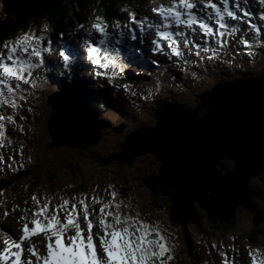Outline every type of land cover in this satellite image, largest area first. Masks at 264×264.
Here are the masks:
<instances>
[{
	"label": "rangeland",
	"instance_id": "rangeland-1",
	"mask_svg": "<svg viewBox=\"0 0 264 264\" xmlns=\"http://www.w3.org/2000/svg\"><path fill=\"white\" fill-rule=\"evenodd\" d=\"M132 1L137 2L136 0ZM214 2L217 3L216 0H214ZM249 2L250 4L253 3L254 8H259V11L264 12V4H261L260 0H249ZM162 3H166V1L152 0L149 5H151V8L154 9L157 5ZM2 5V0H0V18L4 17L5 12L4 8L1 9ZM197 5L200 11L205 10L198 2ZM242 7L244 6L239 7L241 15H245V12H249V7H246L248 9H244ZM153 9H151L150 12L147 11L148 14L153 13ZM148 14H144L141 17L145 18ZM212 15L214 16V14ZM249 15L250 14L248 13L246 16ZM156 17H158V15ZM250 20L255 21V19ZM227 21L229 24L235 25L238 20ZM261 25L264 27V20L261 22ZM52 28L53 26L48 22V18H45L39 23L29 21L25 26L26 31L23 30L24 32H19L14 39L19 38L20 34H30L34 37H39L42 45L44 37H46L48 33L52 35ZM30 29H32L35 33H32ZM42 30H44V34L41 33ZM126 33L127 30H124L123 34L125 35ZM227 34H229L228 30ZM70 38L73 37H69L68 40H70ZM72 41L76 40H70V42ZM65 46H67V41H65V39L64 41L59 39L55 40L51 46L47 47L49 51L42 53V60L44 64L48 62V57L50 56L55 58L53 61L55 66L63 64L59 60H62L60 52L64 51L63 48ZM103 47L111 50L117 56L118 49L114 50L113 45L109 42L101 46L100 49ZM235 47H237V45H235ZM238 48L239 51H233L230 53L225 61L221 62L219 58L211 61L210 64H213L215 61L221 62V64L219 66H212V68L206 71V74L201 77L181 75V78L178 79V87L172 86L173 84L171 83L169 74L174 73L177 76L178 73L175 72L176 68L173 66L168 68L169 64L165 62L159 63V65L163 67V71L158 72L160 75L157 77L158 81L156 82V85H136L133 89L128 86V90L125 91V89H121L120 84H118L114 87L116 92L114 90L112 91L114 94H117V97L121 100L120 102L122 105L118 107L117 112L109 111L107 109L108 111L101 114L98 120L110 122L111 125L115 127L125 124L127 129L125 128L124 132L120 134L114 133L111 128L102 130L99 142L95 145L89 146L86 150L79 152L77 155H74L71 150H68L73 149L70 147H60L64 150L57 153V155L62 159H80L79 162L84 163V165L80 167L84 173L79 174L78 171L76 174H71L70 170L61 171L57 174L59 177H55L58 182H54V185L56 184L54 190L49 188L48 179L43 176L40 177L38 181L24 178L20 183L18 182V187L14 188V186H12L8 190H5L4 196L8 198L13 197V200L21 201L23 206L20 211L25 208L31 215L32 210L36 206L33 204L32 200L30 201L29 207L28 205H25V200L22 198V194H35L41 204L44 202V198H50V203L54 205L60 202L61 197L71 201V198L74 197L76 192L80 194H87V191L88 194L95 196L102 201H108L111 199L110 193L114 191L116 193L115 202L122 205L120 211L123 215L132 216L142 222L148 223L150 226L157 228L166 238V246L170 249V253H165V256L160 258L164 261V264H225V262L226 264H244L245 260L248 258V256H245L247 252H251L252 256L256 257L257 264H259L264 257V245L261 244L260 246H252L248 240H246V236L253 228V216L246 209L241 208L237 211L235 221L236 227L228 233L224 230L214 229V227L218 226V224L216 226L210 225L208 223L206 212L202 211L198 205H196L198 214L197 221L200 226L193 223H189L187 226H183L182 224L175 222L173 223L170 219L171 202L169 198L159 197L165 204L161 211H157L152 205L154 201L151 192L143 184H141V180L144 176L152 173L158 174L160 163H156L155 156L147 154L141 156L131 166H127L126 164L120 165L122 164L120 163L113 164L112 166L104 169H99L96 165L97 163L91 160L92 156H94V158H97L98 156L100 159L101 157H108L111 155L115 156L121 152V148H119V146L124 143L126 135L130 133L132 129L135 130L140 127L150 129L154 127L156 120L153 115L157 109L154 106L160 100V97L164 96L167 100L178 101L186 108L193 109L199 105V97L202 93L206 90L209 91L213 89L219 80L232 81L240 78V75L244 72H247L246 77L250 79L261 76L264 71V42H262V45L259 43L258 47H253L251 49L245 46ZM119 51L123 56V49H120ZM97 54H99V52ZM67 56L69 58V64L75 63V60H79L80 58L83 60V55L78 52H70ZM110 56L111 55L107 53V57L109 58ZM194 59V57H191L192 61H194ZM145 60L155 61V58L147 56ZM85 61L90 62L89 57H87ZM121 61L126 63L125 66L129 65V59L121 58ZM191 64L192 63L186 64L185 66H190ZM41 70L46 71V66H41L39 71ZM99 70L100 73H103L105 68L99 67ZM50 71L52 70L50 69ZM113 72L116 73L115 75L118 74L116 69L110 71V73ZM51 73H53V71ZM43 79L47 82L49 88L45 92L39 90L35 96L37 99H32L33 102L36 103L37 107H34L35 111H31V117L28 120L30 123L35 115L37 117L39 116V128H37V124H35L36 126L32 128V126H34L33 122L30 125L29 132L26 131L27 129L25 130L22 127L20 128V125H17V127L12 126V129H14L20 141H17L16 143L11 142L8 139L10 144H7L6 147L9 148L7 157L10 160L6 162L3 168H0V177L2 175L5 176L4 174H6L14 178L15 175L20 173L18 172L20 170L29 169L33 172L35 168L38 169V171H43L47 177V172L55 171L57 168V166H55L56 164H50L49 167L46 166L49 164L48 160L51 158V153H53L51 150L60 149L50 148L52 140L47 129L48 118L53 111L47 104V99L49 95L58 89V84L56 81H52L51 75L47 71L43 75ZM50 92L52 93L49 94ZM152 99H154V101H152ZM18 102H20V100H18L17 103ZM27 103L29 105L28 109L31 106L33 107V103L31 101H27ZM91 119L94 118L90 117L89 120ZM92 121L93 120H91V122ZM17 122L22 123L19 115L17 116ZM23 136L25 139H23ZM24 140L28 141V145L25 144ZM5 142H7V140ZM46 145L48 148H46ZM19 148L21 151H18ZM48 151L50 154H47ZM153 164H155V166ZM8 181V179H5L4 182ZM124 184L127 185V188L130 190L132 195L129 196L128 203H124L119 196V191L124 189V187H122ZM35 186H37V189L30 191V188ZM88 194L85 200L90 203L89 210L98 209L99 206L92 203V198L89 197ZM80 198L82 197H79L78 200ZM4 213L5 212H0V234L5 235L7 233L9 235L5 236L14 237V240L12 241H15L21 234V227L16 231L14 230L16 220L21 212H7L8 215L3 217L5 216ZM60 215L63 216V213H60ZM260 225H263V222ZM198 228L201 230L198 231ZM1 230L3 231L1 232ZM43 245L44 244H41L39 247L41 246V249H44ZM213 245H215V247H213ZM4 246V243L0 242V249ZM221 252L225 254L224 258L220 256ZM169 254L172 256L171 260L167 259ZM252 256H249V258L252 259ZM155 264H159V261H156Z\"/></svg>",
	"mask_w": 264,
	"mask_h": 264
},
{
	"label": "water",
	"instance_id": "water-1",
	"mask_svg": "<svg viewBox=\"0 0 264 264\" xmlns=\"http://www.w3.org/2000/svg\"><path fill=\"white\" fill-rule=\"evenodd\" d=\"M64 1L2 0L5 12L19 22L55 11ZM126 75L135 79L130 72ZM49 105L52 149L84 151L99 142L101 130L110 127L97 121L86 101L67 93L51 96ZM153 117L156 125L129 133L119 146L121 152L110 161L131 166L141 156H155L159 175L147 176L141 184L154 198H169L173 223L200 226L196 205L206 212L210 225L232 224L241 208L252 214L254 226L264 223L254 203L264 206L260 202L264 193L260 199L261 192L253 187L264 188L259 182L264 176V72L257 79L216 85L194 109L163 103ZM124 128L113 131L119 134Z\"/></svg>",
	"mask_w": 264,
	"mask_h": 264
},
{
	"label": "snow or ice",
	"instance_id": "snow-or-ice-1",
	"mask_svg": "<svg viewBox=\"0 0 264 264\" xmlns=\"http://www.w3.org/2000/svg\"><path fill=\"white\" fill-rule=\"evenodd\" d=\"M197 2L203 6V9H211L206 18L198 16L193 11ZM260 3L264 4V0H260ZM152 11L159 17V22L148 23L149 28L155 29L154 35L157 37L151 40L153 50L163 52L161 41H166L169 55L177 60H183L185 64L193 62L191 56H195L200 61L211 62L218 59L221 50L227 45V40L221 39L229 29L225 17L230 20L240 19L232 10L230 0H220L219 5L214 0H166V3L157 5ZM131 15L129 13L130 17ZM245 15L248 13L245 12ZM261 19H264V16ZM213 20L218 26L216 29L208 22ZM147 22L145 18L141 24ZM172 25L184 29L189 35H185V31H170ZM92 27L101 36H107L100 23H95ZM236 31V26L232 25L231 32ZM201 36L209 38L214 46L209 44L208 39H204L203 44L193 43ZM132 38L135 39L134 36ZM239 42L245 47H250L246 39L242 38ZM4 48L5 51L0 52V107L6 105L16 109L17 101L26 99L23 95L26 90L24 86L35 87V81L31 79L32 70L40 67L43 62L42 53L48 52L49 49L41 48L40 38L29 34H24L14 42H5ZM185 50L189 54L187 57ZM98 52V48L89 45L87 53L89 59L96 57L93 63L98 64L100 68L106 69L111 65L113 69H118V65L107 58V53H105V61L101 63L96 56ZM60 56L65 61L68 60L64 52H60ZM115 74L113 72L112 76ZM96 75L100 76L102 73L97 72ZM111 79L109 77L110 83ZM123 87L125 91L128 90V85ZM5 120L14 123L12 115L5 116L0 113V138L5 136ZM2 146L0 142V147ZM110 196L111 199L108 201L93 196L92 203L99 207L90 211L83 197L79 200L72 197L71 201L61 197L60 202L53 205L47 197L41 204L33 194L31 199L36 207L31 213L32 227L24 223L17 240H3L5 247L0 249V264H5L10 258L12 264H33L31 259L25 262L22 256L25 251L24 242L35 236H42L45 241L43 256L34 245L29 244L27 247L30 256L35 257L36 264H155L156 261L164 264L160 258L164 257L165 253H170V249L166 246V238L148 223L123 215L120 211L122 205L115 202L116 193L113 191ZM60 213H63V216ZM4 215L6 217L8 213L5 212ZM20 219L23 220L24 216ZM94 228L98 229L96 232L98 244L95 245ZM69 232L74 234H68ZM65 237L67 244L62 242ZM220 256L224 258L225 254L221 252ZM249 256H252L251 252ZM167 259L171 260L172 256L169 254ZM252 264H257L254 256H252ZM259 264H264V260Z\"/></svg>",
	"mask_w": 264,
	"mask_h": 264
},
{
	"label": "trees",
	"instance_id": "trees-1",
	"mask_svg": "<svg viewBox=\"0 0 264 264\" xmlns=\"http://www.w3.org/2000/svg\"><path fill=\"white\" fill-rule=\"evenodd\" d=\"M136 1L137 2H133L132 0H65L64 3L55 11H46L44 13H41L38 16H36V15L31 16L30 18H28L22 22L17 21L15 17H13L10 14H8L7 12L3 11L4 17L0 18V46L5 42L11 41L12 39L14 40V37H16L19 32H21L23 30L26 31L25 26H26L27 22H29V21L39 23V22L43 21L45 18H48V22L51 23L53 28H55L57 31H64L66 28H68L70 26L72 27V26L77 25V24H80V25L85 24L86 25V24L90 23V21L95 17L102 18L106 22H111L113 20H120V19H122L120 12H119L121 10L120 8H127L128 9L130 6L135 8L139 5L146 4L147 2H150L152 0H136ZM3 6L4 5H2L1 9L3 8ZM246 73L247 72H244L242 75H240L241 76L240 79L241 78H244V79L248 78V77H246L247 76ZM223 82L220 80L219 83H223ZM93 85H94L95 90H98L97 84L94 83ZM70 91L72 93L78 94L80 97H82L86 101H88L91 105V108L95 111H98V110L101 111L100 110L101 108L116 109V107H114V104L110 103L105 98L100 97L97 94L93 95L91 92H89L85 89H81V91L79 93L74 91V90H70ZM206 92H207V90H206ZM206 92L204 91L202 94H204ZM33 106L37 107L36 103H33ZM29 109L32 112L35 111L34 107H32V106ZM45 118H46V116H45ZM38 120H39V116L37 117V121H34L35 124H37V128H39L38 127V123H39ZM35 124L32 127H35L36 126ZM41 131H43V130H41ZM46 148H48L47 145H46ZM61 150H64V149L60 148V149L51 150L53 153H51V158H49L50 160H48L49 164L46 167H49L50 164H53V165L56 164L55 166H57V168L55 171L47 172V177L45 176L43 171H38V169H36V168L34 169L33 172H31V170H28L27 172H22L18 175H15L14 178L11 177L10 179H8L9 181L7 183H5V185L2 186V188L0 187V191L5 189V188H7V190H8L12 186H14V188L18 187L19 183L24 178L38 181L40 179V177H42V176L48 179L49 188L54 190L56 187V184L54 185V182L57 180L56 178L59 177L57 174L60 173L61 171L63 172V170H70L71 174L72 173L76 174L78 171H79V174L84 173L82 168H80L84 165V163L79 162L80 159L78 160L76 158H69L68 160H67V158L62 159L60 156L57 155V153L61 152ZM68 150H71L74 155H77L79 153L78 150H73V149H68ZM47 154H50L49 151ZM112 156L113 155L108 156V157H101L100 159L98 158V156H97V158H94V156H92L91 160L93 162L97 163L96 165L98 166L99 169L108 168V167L112 166L113 164H120L121 163V162L118 163V162L110 161ZM230 163H232V162H230ZM120 165H123V163ZM41 172H43V173H41ZM145 177H147V176H144L142 178V180H141L142 182H143V179ZM56 182H58V181H56ZM122 187H124V189L119 191V196L123 202L128 203L129 202V196H132L131 192L127 188L126 184H124V186H122ZM33 189H37V186L30 188V191H32ZM30 194L31 193H26V194H22V196H28ZM159 197L158 198L153 197L154 202L152 205L157 211H161L164 208V204H165L163 202V200H161V198H159ZM11 198H12L10 201L11 204H9V206H7V208L5 209V210H7L6 212H17V210L22 209V206H19V205H18V207H15V205L18 202L14 201L13 197H11ZM86 203L90 206V203H88V202H86ZM25 211L26 210L23 209L20 212L23 213ZM235 221L230 225L218 224V226L214 227V229L224 230L226 233H228L232 229H234V227H236ZM199 230H201V229L198 228V231ZM201 234H202V232H201ZM246 240H248V242L252 246H260L261 244L264 245V223H263V225H258V226L253 225V228L250 230V232L246 236Z\"/></svg>",
	"mask_w": 264,
	"mask_h": 264
},
{
	"label": "flooded vegetation",
	"instance_id": "flooded-vegetation-1",
	"mask_svg": "<svg viewBox=\"0 0 264 264\" xmlns=\"http://www.w3.org/2000/svg\"><path fill=\"white\" fill-rule=\"evenodd\" d=\"M262 180L263 181H259V182L261 183V185L262 184L264 185V176L262 177ZM253 187L256 188L257 190H259L261 192V196L259 198L260 199H263L262 193H264V192H262V191L264 190V188H260V186L258 187L257 184H254ZM260 202H264V201H260ZM254 203L257 205V208H258L259 212L262 213V215L264 216V206H261L260 204L258 205L256 203V201Z\"/></svg>",
	"mask_w": 264,
	"mask_h": 264
},
{
	"label": "bare ground",
	"instance_id": "bare-ground-1",
	"mask_svg": "<svg viewBox=\"0 0 264 264\" xmlns=\"http://www.w3.org/2000/svg\"><path fill=\"white\" fill-rule=\"evenodd\" d=\"M3 4V3H2ZM4 5V4H3ZM3 8H4V6H3ZM5 11V10H4ZM168 68H169V66H168ZM229 69V68H228ZM242 79H244V78H241L240 80H242ZM93 103V102H92ZM115 107V106H114ZM151 124V123H150ZM154 124V123H153ZM146 126V125H145ZM130 128V127H129ZM127 129V128H126ZM133 130V129H132ZM124 138V137H123ZM119 143V142H118ZM105 146V145H104ZM94 151V150H93ZM102 152H104V151H102ZM124 164V163H123Z\"/></svg>",
	"mask_w": 264,
	"mask_h": 264
}]
</instances>
